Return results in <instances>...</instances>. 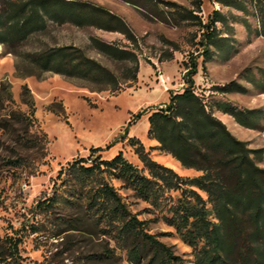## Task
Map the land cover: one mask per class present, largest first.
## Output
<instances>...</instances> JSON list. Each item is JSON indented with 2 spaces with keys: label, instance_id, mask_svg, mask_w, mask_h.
<instances>
[{
  "label": "rangeland",
  "instance_id": "obj_1",
  "mask_svg": "<svg viewBox=\"0 0 264 264\" xmlns=\"http://www.w3.org/2000/svg\"><path fill=\"white\" fill-rule=\"evenodd\" d=\"M70 1L88 3L78 9L95 16V23H75L68 15L70 8L63 6L60 11V3L55 1L43 5L40 0H0V244L8 236L20 240L17 255L0 256V264H133L128 260L127 244L117 241L113 229L95 221L83 199L65 204L68 192L59 185L57 174L73 159L88 157L92 147L103 148L97 153L102 159L121 151L143 169L135 146L127 140L136 137L154 161L180 176L201 175V170L184 167L158 149L159 143L147 135L148 115L186 86L187 65L183 62L189 66L198 59L193 90L207 104L230 100L241 108L258 110V125L250 128L213 106L214 115L233 135L252 149H264V36L256 34L259 21L254 9L246 15L218 0H201L200 8L195 0ZM58 10L60 16H55ZM175 10H192L203 22L214 10L224 14L227 22L216 25L223 36H230L231 57L225 59V53H219L203 67L199 19L181 18ZM107 13L121 20L132 40L97 25ZM24 18L28 21L20 31ZM244 18L251 28L243 23ZM96 39L137 54V80L131 86L111 92L39 65L43 52L66 47L67 54H75L79 49L122 80L126 63L100 52ZM233 81L244 90L216 89ZM31 112V121L23 120ZM256 159L264 168V155ZM108 180L143 220L147 232L184 264H195L193 249L163 219L168 215V199L153 205L134 195L122 180ZM54 190L62 200L51 208L37 206ZM169 194L174 199L179 193L170 191L166 196ZM143 255L140 264H146L151 250L144 247Z\"/></svg>",
  "mask_w": 264,
  "mask_h": 264
},
{
  "label": "trees",
  "instance_id": "obj_2",
  "mask_svg": "<svg viewBox=\"0 0 264 264\" xmlns=\"http://www.w3.org/2000/svg\"><path fill=\"white\" fill-rule=\"evenodd\" d=\"M40 1L43 5L50 1L59 2L60 11L67 6L70 8L69 17L77 24L86 21L95 23V16H87L78 9L89 6L88 3ZM218 1L246 15L254 9L259 21L256 34L264 36V0ZM194 3L198 8L202 5L201 0ZM92 9L98 11L95 7ZM59 10L54 12L55 16H60ZM175 14L184 19H199L203 67L219 53H225V59L231 57L233 43L230 36H223L216 25L217 22H227L224 14L214 10L206 22L192 10H175ZM103 19L97 24L100 28L119 31L127 39H133L117 16L107 13ZM27 21L28 18L22 20L20 31L24 30ZM112 21L118 24L113 26ZM243 23L251 28L246 18ZM95 41L100 52L126 63L122 80L79 49L75 54H67L66 47L43 52L39 65L67 77L85 79L97 87L104 86L111 92L131 86L137 80L139 65L134 50L111 42ZM183 65H187L186 86L179 93H171L163 108L148 115L147 135L159 143L158 149L171 154L184 167L201 170L202 174L180 176L154 161L139 139L129 137L127 140L135 146L143 169L129 162L121 151L110 159H102L97 153L103 148L92 147L88 157L75 158L58 171L59 185L68 192L63 201L71 205L83 199L95 221L113 229L117 241L127 244L128 260L133 264H140L145 258L144 247L151 250L146 264L184 263L168 246L146 231L143 220L129 209L108 177L122 180L134 195L150 204L159 205L168 199V215L163 219L193 249L195 264H264V168L258 165L256 159L264 155V149H252L246 141L233 135L226 124L214 115L213 106L233 115L240 124L250 128L257 127L259 112L241 108L228 100L215 101L213 106L207 104L204 97L193 90L192 76L197 73L198 59H193L189 66L185 62ZM216 89L227 92L244 90V87L233 81ZM22 117L30 122L32 112ZM170 191H178L179 194L173 199L170 194L166 196ZM60 197L63 196L54 190L51 197L38 201L37 206L45 204V208H51L62 200ZM19 241L14 236L5 237L0 244V256L17 255Z\"/></svg>",
  "mask_w": 264,
  "mask_h": 264
},
{
  "label": "crops",
  "instance_id": "obj_3",
  "mask_svg": "<svg viewBox=\"0 0 264 264\" xmlns=\"http://www.w3.org/2000/svg\"><path fill=\"white\" fill-rule=\"evenodd\" d=\"M230 101V100H229Z\"/></svg>",
  "mask_w": 264,
  "mask_h": 264
}]
</instances>
